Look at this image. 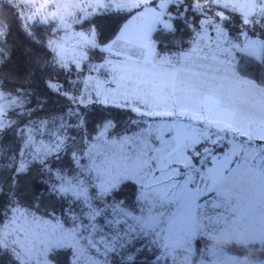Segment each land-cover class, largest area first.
<instances>
[{"label":"snow or ice","instance_id":"6c2138e0","mask_svg":"<svg viewBox=\"0 0 264 264\" xmlns=\"http://www.w3.org/2000/svg\"><path fill=\"white\" fill-rule=\"evenodd\" d=\"M0 11L44 50L41 70L63 76L43 81L39 103L31 89L0 97V264L239 262L244 248L200 245L264 225V174L257 207L246 171L264 164V135H250L264 126V0H0ZM49 97L64 103L46 110Z\"/></svg>","mask_w":264,"mask_h":264},{"label":"trees","instance_id":"16d2710c","mask_svg":"<svg viewBox=\"0 0 264 264\" xmlns=\"http://www.w3.org/2000/svg\"><path fill=\"white\" fill-rule=\"evenodd\" d=\"M11 3L15 6L21 4L17 1ZM19 11V8H16ZM116 17L100 18L97 23L100 30L104 32L105 39L111 36L112 31L116 24ZM0 25L2 27L3 34L8 31L9 26L11 27V35L7 40V43L3 47L11 54V60L8 61L6 66L0 72V79L6 82L4 92L0 93V97L7 96L9 92H14L17 89H31L34 92L33 103H39V98L49 96V93L44 88L46 79L52 78L63 80V76L59 75L56 71L51 68H44L41 70L37 63V57L41 60L47 59V55L44 50L32 43L31 40L21 31V21L15 18V12L13 11H0ZM3 34L1 39H3ZM41 40L46 39L43 33H36ZM35 69V75L28 78V73ZM64 101L57 100L55 97H49L48 108L46 110H52L58 106H62ZM8 107L6 102H0V109L3 110ZM101 112L104 110L101 109ZM91 123V122H90ZM237 246V245H235ZM233 245L227 246V250L232 249ZM238 248L246 249V254H256L258 249L254 252L253 249L256 245L250 246H237ZM260 258L259 255H255ZM261 259V258H260ZM177 264H182L180 260H177Z\"/></svg>","mask_w":264,"mask_h":264},{"label":"rangeland","instance_id":"374dc122","mask_svg":"<svg viewBox=\"0 0 264 264\" xmlns=\"http://www.w3.org/2000/svg\"><path fill=\"white\" fill-rule=\"evenodd\" d=\"M7 1L9 2L17 1L20 3L23 2V0H7ZM2 34H3V31L0 25V39H1ZM251 128H252V132L250 133L251 136L255 137L257 135H264V126L260 125L259 123L251 122ZM246 171H248L253 181L252 186H250L247 189V191L249 195L253 197L251 201L252 204L258 207L261 204V198H260L261 189L257 185L256 181L258 180L261 174H264V164H259L254 167L246 168ZM257 237H260L259 241L257 240ZM257 242L264 243V225H262L259 232H257L254 229L248 230L247 232H245L244 238L230 240V239L225 238L222 235H217L212 238H205V242L200 245V248L202 251L205 249V247L224 248L225 250H227V246L229 245H237V246L246 247L250 245H256ZM256 254L259 256L261 255L259 249ZM256 254L251 253L249 255H243L242 257H240L239 262H237V260L234 259L233 257L229 256L226 258L225 264H255L249 259H253L257 257L255 256ZM178 260H180L182 264H190L189 260L186 258V255H182L181 257L178 258ZM257 264H260V263H257Z\"/></svg>","mask_w":264,"mask_h":264},{"label":"crops","instance_id":"0c3cea01","mask_svg":"<svg viewBox=\"0 0 264 264\" xmlns=\"http://www.w3.org/2000/svg\"><path fill=\"white\" fill-rule=\"evenodd\" d=\"M252 262H254L255 264L260 263L261 264V259L260 258H253V259H249Z\"/></svg>","mask_w":264,"mask_h":264}]
</instances>
